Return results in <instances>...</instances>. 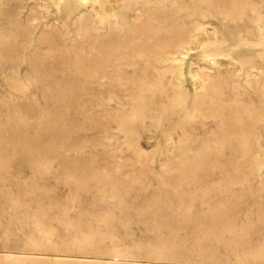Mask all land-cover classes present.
<instances>
[{
	"label": "rangeland",
	"instance_id": "obj_1",
	"mask_svg": "<svg viewBox=\"0 0 264 264\" xmlns=\"http://www.w3.org/2000/svg\"><path fill=\"white\" fill-rule=\"evenodd\" d=\"M56 1L57 0H54V1L53 0H44V4L46 5V7L44 9V13L47 14V19H49L48 22H50V23L56 22L61 29H63L64 24H68V26L66 28L68 31L66 33H63L62 36L64 38L65 43L68 46L66 48V51H65V55H67L65 58L68 57L67 59H69V60H67L68 62L66 61L65 58L62 60L63 61L62 62L63 68L61 66H59V65H61L60 59H58V57L56 55H50L48 53L47 49L45 48V45L38 41V39H37V35L39 34L38 29H34L29 43L22 48L14 46L12 43H10L9 38L7 37V46L9 47L8 51L10 53V56L7 59L4 58V60L0 61V123H1L0 126H2V128H5L7 126V122L11 121L13 123V126L17 125L19 128H21L22 134L24 137L23 138L24 142H30L31 147L33 148V150H32L33 152L30 155L29 160H27L25 162H21L19 156H11V155L3 156V162L5 161L4 164H5L6 172H4L3 174L0 173V219L2 220V221L0 220V264H110V263L102 261L101 256L112 255L114 247H120L125 252V255H124L125 257L123 256L124 258H122V257L118 258L116 256H114V258H109L110 260L116 262L115 264H144L143 263L144 259L150 258L152 256L150 254L142 252L143 251L142 248L147 247L148 245H151V246L153 245V242H151V241L154 240V238L152 237L153 236L152 234L154 233V231H151V230H154V228H153L154 224L162 222V223H165L168 225V224H172L176 221V219H173V218H168V219H163V220L159 219L157 216L158 211L154 210L153 208L154 207L155 208L156 207L161 208V205H159V203H155V204H154V202L152 203V201H153L152 198L156 199L155 196H157L159 198V200L166 198V192H169V190L171 189L170 182L173 181L172 176H174V174L168 170V166L174 165L172 167H176L178 165V162H177L178 158L177 157H179V155L182 154L183 152H186V150L188 148L190 149V152H191L189 154H192L195 156V154L206 150V147H204V145L201 146L203 143H207V142L211 143V141L207 138V136L209 135L210 131L213 129V127H212L213 122L209 121L210 119H201V117L199 116V113H198V110L196 107V103H195V99H194V93L192 92L194 89V86L191 83L192 82V80H190L191 77H190L189 73L187 72L188 71L187 68H189V64H190L191 59L199 56L201 49H200V47L195 48L194 43H191V46L193 49L191 48L188 51V53L185 55L184 59L182 60V63H183L182 64V72L184 73L183 74V81H184V85H185L184 94H182V96H178L176 93L177 89H174L175 87H173V85H171L172 81L173 82L176 81L175 79L171 78L172 72L167 73V71H169L171 67H169L167 65L163 66L164 64L162 62H159L157 59H155L153 56H150V55H148L146 57L149 60H147L145 58L146 61L142 60V61L137 62V61H132L130 59H126V60L123 59L125 61L122 62V67L120 66V68L122 70L121 71L122 77H120L121 75H117V74H115V75L109 74L107 67H106L105 74L100 73V74L96 75L97 78L94 76V78H92V79H91V77H93V76H91L90 80H88L87 77L82 72H79V73L78 72H75V73L72 72V70H73V62H72L73 54H74L75 50L81 51L83 56H85V53H86V56H85L86 58L85 57L83 58V62L84 61L85 62L84 63L82 62V64H84V66H86L91 61L92 51L96 53V51H98L99 49L97 50V49L91 47V45L88 42H86L87 40L84 36L77 34L75 32V29H73L71 26H69L71 24L68 21L64 12L62 15L57 14V12L55 11ZM65 1L66 0H62V1L60 0V2H59V4L63 3V7H62L63 9H65V5H66ZM160 1H162V0H130L129 6H127V7L121 6V9H122L121 15H126V14L130 13V7L133 5H138V6L143 7V5H145V3H147V2L154 3V5H158L160 3ZM165 1L169 3L173 0H171V1L165 0ZM174 1H178V2L183 3V4H185V3L186 4H188V3L195 4L196 3V0H174ZM53 2H54V4H53ZM112 2L115 3V5L118 4L117 0L116 1L111 0V3ZM78 4H79L78 1H76L74 3V5H78ZM204 7H205V5H202V4L200 5V11L203 12L202 16L200 14L198 15V13H196V12L188 14V13H186V11L182 10V11H178L175 13V14H178V16L175 15L174 19L181 20L182 22L185 20L183 23L186 26L191 25L194 21H196L198 19V20H200V22H203L201 24L205 25L209 31H211L210 29L212 27H213L212 29L215 28L214 31H215V34L217 35V37H220V36L225 37L226 43L227 44L231 43V37H230V33H229V20L220 18V16L218 14H216L212 11L208 12L206 9H204ZM45 11H47V12H45ZM186 22L188 23V25ZM206 24L207 25L211 24V25L207 26ZM70 27H71V29H70ZM101 30L104 31L105 29H101ZM71 38H74V46L73 47L70 45L71 44ZM2 48H3V51L5 52L6 51L5 48L4 47H2ZM69 49H71L70 53L68 51ZM16 52H19V54H20L18 56V58L13 57V55ZM65 62H67V65ZM41 63H42V65H40ZM53 63H54V66L52 65ZM140 63H142V64H140ZM35 64L38 65L39 71L36 70V72H35V69H34ZM138 64H140V65L138 66ZM147 64H148V66H147ZM52 66L54 67V69ZM194 66L196 67L197 64L195 63ZM55 67H56V69H55ZM59 67L61 70L57 71V68H59ZM123 67L126 71L123 69ZM150 67L153 69L156 68L157 70H160L161 74L157 75V77L144 75V72ZM164 67H166L167 69L169 68V70H167ZM134 68L137 69V71H139V72H137ZM67 69H71V71L67 70ZM55 70L57 72H54ZM123 70L125 72L128 71L127 76ZM161 70L162 71L164 70L163 74H162ZM135 72H137L138 75ZM72 73L74 74V76ZM71 75L73 76V78H71L72 77ZM75 75H76V77H75ZM68 76H71V77H68ZM108 76L110 77V79L108 78ZM140 76L145 77L146 78L145 80H147V81L140 80V78H142ZM83 77H86L87 81H85L86 79ZM158 77H161V78H158ZM69 78L73 79V82H74V83H72L73 85L75 84V82L77 84L79 82V85L75 84L76 87L79 86L80 88H84V87H86V88L91 87V88L82 89L83 90L82 92H81V90H76L77 92L75 90H73L74 92L73 91L68 92V93H66V95L61 96L62 94H64L63 92H59L62 90L61 85H63V83L66 84L67 79L69 80ZM111 78H113V79H111ZM134 78H135V80H134ZM137 78H139V79H137ZM169 78H170L171 82L168 83V81H170ZM77 79H79V80H77ZM153 79L156 80L157 82L156 81L154 82ZM159 79H160V81H159ZM148 80H150V81H148ZM69 82H72V80L71 81L69 80ZM160 82H162V84ZM93 84H94V86H93ZM163 84L165 86L164 89H162ZM141 85H142V88H141ZM111 86L117 88L118 90L117 91L116 90H114V91L105 90V87H111ZM124 86H125V88H124ZM92 88L94 89V91H93L94 93H92V90H93ZM96 88H98V89H96ZM121 88H123V89H121ZM128 88L130 91L127 90ZM140 88H141V90H140ZM155 88H157L158 90H156ZM185 88H187L188 90ZM103 89H104V92H103ZM84 90H85V92H84ZM90 90H91V92H90ZM153 90H154V92H153ZM95 91H97V93ZM80 93L81 94L83 93V94L80 95ZM102 93H103V95H102ZM104 93L106 94V96H104ZM154 93H156V94L154 95ZM42 94H44L45 96ZM108 95H114L115 98H112L111 96H108ZM70 96H72V97H70ZM83 96H84V98H83ZM87 96H90L89 99L87 98ZM91 96H93V97H91ZM117 96H121V98H119ZM81 98H83V99L81 100ZM85 99H87V101H85ZM122 99H123V101H122ZM114 100L116 103L114 102ZM83 101H84V103H82ZM93 101H95V102H93ZM71 102H72V104H71ZM88 102H90V103H88ZM46 104H47V106H46ZM48 105H51V107ZM55 105H57V106H55ZM86 105H88V109L86 108L87 107ZM89 105H90V107H89ZM103 105H105V106H103ZM193 106H194V108H193ZM100 107H101V110H100L101 112H99V110H97V109H100ZM102 108H104V109H102ZM125 108H126V110H125ZM86 109L88 111H86ZM128 109H130V111ZM42 110H45L47 112L46 113V115L48 117L47 118L48 120L46 122L47 124L44 123V121H43L44 114H41ZM91 110L93 112H91ZM53 111L55 114L52 113ZM136 111L138 113H136ZM139 111H141V112H139ZM89 113H91L92 115ZM110 113L113 115H110ZM93 114L96 115V117L94 116V119H96V120L98 119L97 121H100V118H101L100 122L102 124L98 122L100 125L98 124L99 126H97V127L94 124V122L92 125L93 119H90V118H93L92 117ZM108 114L110 116H108ZM86 115H87V117H86ZM61 116L63 117L62 119L60 118ZM97 117H99V118H97ZM105 117H108V119H106ZM8 118H9V120H8ZM110 118H111V120H110ZM112 118H113V120H112ZM52 119H55V120H52ZM85 119H86V121H85ZM61 120H63V121H61ZM51 121H53V122H51ZM87 121H89V122H87ZM54 122H56V123H54ZM60 122H62V124ZM86 122H87V124H86ZM90 122H91V124H88ZM105 122L107 125L105 124ZM124 122H125V124H123ZM103 123H104V125H103ZM108 124H109V126H108ZM211 124H212V126H211ZM44 125L46 128L44 127ZM87 125H90V126H87ZM63 126H65V127H63ZM68 126L70 128H68ZM84 126H86V127H84ZM100 126H102L103 130H102V128H100ZM129 126H132V127L129 128ZM204 126H206V128H205L206 130L205 129L202 130L204 128ZM58 128H60V129H58ZM97 128H98V130H97ZM133 128H135V129H133ZM64 129H65V131H64ZM60 132H62V133H60ZM1 133H2V135H4L5 131L3 130ZM29 134L30 135L37 134L39 137H37V138L26 137ZM52 134H53V136H52ZM46 135H47V137H46ZM60 135L63 138H60ZM135 135H136V137H135ZM58 136H59V138H58ZM64 136H65V138H64ZM133 136H134V138H133ZM41 137H42V139L45 138L44 141L41 140ZM30 138H32V139H30ZM63 139L66 141H63ZM130 139H131V141H130ZM3 140H4L3 138L0 139V141H3ZM51 141L52 142H55V141L59 142L60 141L59 142L60 144L65 143L64 147L66 149L69 148L68 152H67V150H65L66 152H63V154H65V155L62 154V157L57 161H56V159L51 158L49 155H48V157H47V155H45L44 156L45 159L43 160L45 163L43 162V164H42L43 166L40 165V167L39 166L34 167L33 160L35 159V155L33 153H35V152H37V153L43 152L44 153V149H43L44 145L46 143H51ZM69 142H71V143H69ZM68 144L71 146L69 147ZM139 146H140V148H139ZM221 150H222V153L227 151L224 153L225 155L221 156V158H226L227 157L226 154L228 153V148L225 147ZM70 153H73L72 154L73 158L74 157H76V158L73 159ZM145 153H147V154H145ZM126 155H128V156H126ZM113 156L115 158H113ZM68 157H69V159H68ZM188 157H189V159L193 158V156H188ZM64 159L65 160L68 159L66 161V163H63V162H65ZM95 160H96V162H95ZM78 161H79V163H78ZM108 161H109V164L107 163ZM113 161H118L121 163L123 162L122 163L123 166L120 168L119 171L115 172L116 174L114 176L116 177V179L118 178L117 181L119 180V181L123 182V180H124V182L127 183L126 189L130 192H128L127 190L122 191L121 193H119V196L113 197L110 201H107L106 198H104V196H105V193H109V191H107L108 187H107L106 191L103 190L105 192H104V194H102L103 198H101V194L99 192H101V190H102V187L100 184L103 182L101 181L99 176H96V175H99V172L103 167L110 168V165H112ZM138 161H140V162H138ZM57 162H58V164H57ZM144 164H145V166H144ZM92 165H96L97 167H94ZM98 165H99V167H98ZM140 165H142L144 167H142ZM83 166L85 168H83ZM126 166L130 170L125 169V168H127ZM88 167L90 168V170L88 169ZM133 167L137 168V169L139 168V169L137 170V169H134ZM34 168H36V169H34ZM98 168H100V169L97 171ZM92 169H93V171H95V170L96 171L93 173ZM65 170H67V171H65ZM74 170H76V171H74ZM82 170H84V171L81 173ZM87 170L89 171V176L92 175L91 179H89L90 177L87 176L88 175ZM71 171H73V173H71L72 175H70ZM62 172L63 173L65 172L63 175H67V177L62 176L61 175ZM66 172H68V173H66ZM90 172H92V174ZM232 172H234V171L231 169L227 171V173L231 174V175L229 174L230 177L233 175L231 178L234 177V173H235V172L234 173H232ZM134 173H136V174L134 175ZM73 174H74V176H78V177L75 178L73 176ZM218 174L219 173H217V171H211V170L203 171L202 175H204V176L201 177V181L198 183L199 187H201V185L203 187H205L212 180H213V182L216 181L218 178L217 176H219ZM82 175L85 177H83ZM2 176H5V177L1 178ZM68 176H73L74 180H73V178H68ZM79 176H80L81 180H79ZM95 176L100 181H98V179H96ZM83 178L89 179L91 181L87 180L88 182L86 183L85 182L86 179L83 180ZM239 178L241 179L239 182L231 181L227 185V189H229L231 193L235 194L238 197L244 196V198L250 199L248 208L241 206L237 210L238 220L243 224H247V225L251 226L256 231H258V233L261 234V232L264 231V229H262L261 223L255 220V210H256L257 206H259V207L264 206V191L256 190L254 188V186H256V184H257V178L256 177H253L250 174H246L244 172L243 173L241 172V175L239 176ZM170 179H172V180H170ZM92 180H93V182H92ZM165 180L167 182V185H166ZM83 181L85 183H81ZM77 182L79 185L77 184ZM129 182H130V185L132 184L131 186L128 185ZM206 182H208V183H206ZM213 182L210 183V184H213V185H211L212 189L210 191L205 190V191H203L204 193H202V194L200 193L201 195H199L197 197L198 199L196 201V204L194 202V203H191L189 205L188 212L193 214L197 211H201V210L204 211L214 198L219 197L223 194V192L221 191L223 186L218 184V183H213ZM13 183L15 184V186L13 185ZM83 184H85V186ZM92 184H94V185H92ZM159 184H160V186H159ZM198 184L196 183V185H198ZM17 185L19 188L17 187ZM90 185H91V187H88ZM152 185H153V187H152ZM168 185H170V187ZM196 185H193V184L191 185V183H189V182L187 184L181 183L179 186V190L181 189L180 191H181L182 195L181 194H180L181 196L180 195H178V196L173 195L172 196V198L174 197L173 201L176 200V197H179L180 201L178 202L177 205L180 207H183L185 205V203L189 199L192 198L191 193H192V190L194 189V187ZM85 187H87V188H85ZM184 187H186V188H184ZM20 188L23 189V191L20 190ZM104 188L105 187H103V189ZM157 188H159V189H157ZM163 188H167L168 190H164ZM183 188L185 190L188 189V191L186 190V192H184ZM28 189H29V192H28ZM86 189L89 192L85 191ZM94 189L96 190V192L94 191ZM189 189H191V190H189ZM17 190L19 192H17ZM157 190H159V192ZM42 191H43V193H42ZM93 191H94V193H92ZM189 191H191V192H189ZM38 193L40 196L37 195ZM131 193H132V195L130 196ZM156 193H157V195H156ZM163 193H164L165 197H164ZM26 194L28 195L27 197H26ZM16 195H18V196H16ZM91 195H93V196H91ZM95 195L100 196V197H96ZM135 195H137L136 198H135ZM151 195H152V197H151ZM161 195H162V197H161ZM24 196H25V198H24ZM129 196L132 198L130 199ZM19 197L21 200L19 199ZM52 197H54V198L52 199ZM167 197L169 198L170 195L168 194ZM17 198H18V201L20 200L19 203L17 201ZM32 198H33V200H32ZM137 199H138L139 203L136 202ZM142 199H144V200H142ZM22 200H24V201H22ZM34 200H36V201H34ZM58 200L61 201V203L58 202ZM3 201H4V203H3ZM104 202H105V204H104ZM17 203L21 206H16ZM63 203H64V205H61ZM107 203H109V204H107ZM148 203H149V205H148ZM151 203H152V205H151ZM28 204H29V206H28ZM95 204H97V205L99 204V206H97ZM133 204H135L136 206ZM138 204H140V205H138ZM39 206H41V207H39ZM63 206H65V207L68 206L67 208H69V206H71V207L69 209H67ZM164 206L165 207L162 208L163 210L161 209L165 213L164 215L169 214L171 211L169 212V209H167L168 205L167 206L164 205ZM132 207H134V209ZM26 208H27V210H26ZM59 208H60V210H59ZM99 208H102V209L99 210ZM135 208L139 209V211L136 210ZM144 208H145V210H144ZM61 209H64V210H61ZM95 209H97V210H95ZM166 209H167V211H166ZM23 210H25V211L23 212ZM28 211H29V213L31 212L30 215H29ZM40 211H43L42 216L40 214ZM117 211H118V213H117ZM129 211H131V213H128ZM125 212H127V213H125ZM65 213L67 214V216ZM61 214H64L67 218H69L68 220L70 221L71 224L77 226V228H75L76 233L78 232L79 236H82L81 238H83L81 240V242L79 241V243H81L80 245H81L82 249L78 248V247L76 248L75 245H73L71 243L70 237H72L75 230L73 227H70L66 230V228L60 223V220H59V217L61 216ZM99 214H101V215H99ZM146 214H147V216H146ZM130 215H132L133 217ZM55 216H57V217H55ZM69 216H71V218ZM122 216H123V218H122ZM150 216H151V218H150ZM100 217L104 220H102ZM142 217H144V219ZM56 218H58V219H56ZM127 218H128V220H127ZM153 218L154 219L156 218V219L154 220ZM32 219L33 220L36 219V220L33 221ZM136 219H138V220H136ZM140 219H142V221ZM149 219L151 220L148 222L150 224L147 223V221ZM158 219H159V221H158ZM38 220H39V225H40V223H43L44 224L43 228L47 227L46 229H48L52 232L53 236L50 237V240L47 239L44 234H42L41 227L38 225ZM125 220L127 223L125 222ZM191 222H193V221H191ZM146 223L148 226L146 225ZM88 225H90V227ZM23 227H24V229H23ZM156 227H155V229H156ZM21 228L23 229L22 231H20ZM144 228H145V230L146 229L147 230L145 231ZM166 229L167 228H165V230ZM25 230H26V232H25ZM168 230H169V227H168ZM187 230H189V229H187ZM194 232H195V229H194ZM262 233H264V232H262ZM9 234H10V236H9ZM119 234L121 236L123 234L124 237L122 236L120 238ZM6 235H7V237H6ZM28 236L29 237L31 236V238H29ZM144 236H146V237H144ZM259 237L264 239V234H261V236H259ZM21 239H22V242H21ZM121 239H123V240H121ZM129 239L133 242H131ZM144 239H145V241H144ZM124 240H126L128 243ZM138 240H140L141 243ZM112 241H113V243H112ZM129 243H130V245H129ZM132 243H134V245H132ZM113 244H115V245H113ZM118 244H120V245H118ZM223 246H224L223 244L220 245L219 250L217 251V256L220 259V263H214V264H244L242 259H240L239 257H234V256H231L230 254H227V252L223 249ZM152 248H153V246H152ZM129 251H131V252H129ZM55 252L72 253V254L60 256V255H55ZM78 253H84V254H87L89 256L88 257H80L79 255H77ZM186 253L188 254L187 257H189L190 260H194L197 262H205L201 258H199L198 256H195L194 253L192 252V250L189 248L186 249ZM134 257H136V259ZM115 258L116 259L118 258V259L116 260ZM123 260H125V261H123ZM207 263L208 262L206 261L205 264H207ZM208 264H210V262ZM252 264H254V263H252ZM257 264H264V260H262L261 263H257Z\"/></svg>",
	"mask_w": 264,
	"mask_h": 264
},
{
	"label": "bare ground",
	"instance_id": "obj_2",
	"mask_svg": "<svg viewBox=\"0 0 264 264\" xmlns=\"http://www.w3.org/2000/svg\"><path fill=\"white\" fill-rule=\"evenodd\" d=\"M76 1H78V3H79L78 5H74V3ZM113 1H116V0H113ZM59 2H60V0H57L56 4H55V11L57 12V14L62 15L64 12L68 21L71 24L69 26H71L73 29H75V32L77 34L84 36L87 40V41L86 40L85 41L88 42L91 45V47H93L97 50L99 49L98 51H96V53L92 51L91 61L88 64L87 63L89 61L88 60L86 62L88 65L85 64L86 66H84V64H82L83 58L86 56V53H85V56H83L81 51L75 50V52L73 54V60H72L73 70H72V72H74V73L75 72H78V73L82 72L87 77L88 80H90L91 76H93V77H91V79H92V78H94V76L97 78L96 75H98L100 73L105 74L106 67H107L109 74L121 75L122 70H121L120 66L122 67L123 61H125L126 59H130L132 61H137V62L142 61V60L146 61V59H147L146 57L148 55H150V56H153L155 59H157L159 62H162L164 64L163 66L167 65V66L171 67L170 70H169V68L168 69L166 68L167 66L164 68L169 70V71H167V73L172 72L171 78L175 79L176 81L171 82V80L169 78L170 81H168V83L171 82L172 83L171 85H173V87H175L174 89H177V92H176L177 95L182 96V94H184V87H185L184 81H183V74L184 73L182 72V64H183L182 60L184 59V57L188 53V51L192 48L191 43H194L195 48L200 47V49H201L199 56L192 58V59L190 58L191 61L189 64V68H187V70H188L187 72L189 73V75L191 77L190 80H192L191 83L194 86V89L192 92L194 93V99H195V103H196V107H197L199 116L201 117V119H210L209 121L213 122V126L211 124L213 129L210 131L209 135L207 136V138L211 141V143H209V142L203 143L201 146L204 145V147H206V150L195 154V156L192 154H189L191 152H190V149L188 148L186 150V152H183L182 154L179 155V157H177L178 158V161H177L178 165L176 167H172L174 165L171 166L170 165L171 163L169 164L170 166H168V170L174 174V176H172L173 181L170 182L171 189L169 190V192H166V198L159 200V198L157 196H155L156 199L152 198V200H153L152 203L153 202H154V204L159 203V205H161V208L160 207L159 208H157V207L153 208L154 210L158 211L157 216L159 219L163 220V219L173 218V219H176V221L174 223L168 224V225L165 223H162V222H159V223L155 222L156 224H154V226H153L154 230H151V231H154V233L152 234L153 236L151 235L154 238V240H152V241L150 240L151 242H153V245H152L153 248L151 245H148L147 247L142 248L143 249L142 252H145V253L150 254L152 256L150 258L144 259L143 263L144 264H205L206 261L208 263L210 262V264L220 263V259L217 256V251L219 250V246L222 244L224 245L223 249L227 252V254H230L231 256H234V257H239L240 259H242L244 264L261 263L262 260H264V239H262L259 236H261V234H264V233H262L264 231H262L260 234V233H258V231H256L251 226H249L247 224H243L238 220L237 210L241 206L248 208L250 199H246V198H244V196L238 197L235 194L231 193L230 190L227 189V185L231 181L239 182L241 180L239 178V176L241 175V172L242 173L244 172L246 174H250L253 177L257 178V184H256V186H254V188L256 190L264 191V0H196L195 4H190V3L183 4V3H180V2L174 1V0L168 3L165 0H162V1H160V3L158 5H154V3H150V2L145 3V5H143V7L138 6V5H133L130 7V13H128L126 15H121V12H122L121 6H125V7L129 6L130 0H117L118 4H116V5L113 2L111 3V0H66L65 1V3H66L65 9L62 8L63 3L59 4ZM53 4H54V2H53ZM201 4L205 5L204 9H206L208 12L212 11V12L218 14L220 16V18L229 20V33H230V37H231V43L227 44L225 37H222V36L217 37V35L215 34V31H214L215 28L212 29L213 27L211 26L212 27L210 29L211 31H209L205 25L201 24L203 22H200V20H198V19L196 21H194L189 26H186L183 23L185 20L182 22L181 20L174 19L175 15L178 16V14H175V13L178 11H182V10L186 11V13H188V14L196 12V13H198V15L200 14L202 16L203 12L200 11V5ZM45 7H46V5L44 4V0H0V61L4 60V58L7 59L10 56V53L8 51L9 47L7 46V37L9 38L10 43H12L14 46L22 48L29 43L34 29H38V31H39V34L37 35L38 41L45 45V48L47 49V51L50 55H56L58 57V59H60L61 65H59V64L58 65L62 67V65H63L62 60L67 56V55H65V51H66V48L68 47L64 41L62 34L66 33L68 31L66 29L68 24H64L63 29H61L56 22L55 23L48 22L49 19H47V14L44 13ZM45 12H47V11H45ZM187 25H188V23H187ZM208 25H211V24H208ZM71 27H70V29H71ZM101 29H105V30L102 31ZM70 45L72 47L74 46V38H71V44ZM2 47L5 48V50H6L5 52L3 51ZM70 50L71 49L68 50L69 53H70ZM19 55H20L19 52H16L13 55V57L18 58ZM67 58H65L66 61L69 60ZM123 59H125V60H123ZM147 60H149V59H147ZM67 62H65L66 65H67ZM195 63L197 64L196 67L194 66ZM140 64H142V63H140ZM140 64H138V66ZM40 65H42V63ZM52 65L54 66V63ZM147 66H148V64H147ZM34 69H35V72H36V70L39 71L38 65L35 64ZM53 69H54V67H53ZM55 69H56V67H55ZM71 69H67V70L71 71ZM123 69H124V67H123ZM58 70H61L60 67L57 68V71ZM135 70L137 71V69H135ZM57 71L55 70L54 72H57ZM163 71H162V74H163ZM137 72H139V71H137ZM137 72H135V73L138 75ZM125 73L127 76L128 71ZM159 74H161L160 70H157L156 68L153 69L151 67L148 68L144 72V75L156 76V77ZM76 75H75V77H76ZM71 76H68V77H71ZM73 76H74V74H73ZM73 76L71 78H73ZM86 77H83V78L86 79ZM120 77H122V75ZM140 77H142V78H140ZM140 77H139L140 80L146 79L143 76H140ZM71 78H69V80L70 81L72 80V82H69V80L67 79L66 84L63 83V85H61L62 90L59 92L64 93L61 96L66 95V93L72 92L73 90H75V91L81 90V92H82L83 91L82 89L86 88V87L80 88L79 86L76 87V85H79V82H78V84L75 82L76 85L74 84L75 85L74 86L72 84V83H74L73 79H71ZM108 78L110 79L109 76H108ZM135 78H134V80H135ZM139 78H137V79H139ZM158 78H161V77H158ZM87 79L85 81H87ZM111 79H113V78H111ZM77 80H79V79H77ZM145 81H147V80H145ZM148 81H150V80H148ZM155 81L156 80H154V82ZM159 81H160V79H159ZM160 83L162 84V82H160ZM93 86H94V84H93ZM164 87L165 86L163 84L162 89H164ZM88 88H91V87H88ZM88 88H86V89H88ZM124 88H125V86H124ZM141 88H142V85H141ZM141 88H140V90H141ZM96 89H98V88H96ZM121 89H123V88H121ZM155 89L158 90L157 88H155ZM185 89H187V88H185ZM105 90H110V91L116 90L117 91L118 89L111 86V87H105ZM127 90H129V88ZM93 91H94V89L92 90V93H94ZM84 92H85V90H84ZM90 92H91V90H90ZM95 92L97 93V91H95ZM103 92H104V89H103ZM153 92H154V90H153ZM105 93H104V96H106ZM82 94L80 93V95H82ZM155 94L156 93H154V95ZM42 95H44V94H42ZM102 95H103V93H102ZM84 96H83V98H84ZM108 96L115 98L114 95H108ZM70 97H72V96H70ZM89 97L90 96H87L88 99H89ZM91 97H93V96H91ZM117 97L121 98V96H117ZM83 98H81V100ZM85 101H87V99H85ZM122 101H123V99H122ZM93 102H95V101H93ZM114 102H115V100H114ZM82 103H84V101ZM88 103H90V102H88ZM71 104H72V102H71ZM90 105H89V107H90ZM46 106H47V104H46ZM48 106L51 107V105H48ZM55 106H57V105H55ZM86 106H87L86 108L88 109V105H86ZM103 106H105V105H103ZM101 107H100V109H97V110H99V112H101L100 111ZM104 108H102V109H104ZM193 108H194V106H193ZM87 109H86V111H88ZM125 110H126V108H125ZM128 110L130 111V109H128ZM91 112H93V111L91 110ZM139 112H141V111H139ZM46 113L47 112L45 110L41 111V114H44V119H43L44 123H46L48 120ZM52 113H54V111ZM136 113H138V112L136 111ZM89 114H91V113H89ZM95 114H93V116H92L93 118H90V117L89 118L93 119L92 125L94 122V124L97 127L100 125L99 123H101L100 122L101 118H100V121H97L98 119L97 120L94 119V116L96 117V115H97V114L96 115ZM110 115H113V114L110 113ZM110 115L108 114V116H110ZM86 117H87V115H86ZM60 118L62 119L63 117L61 116ZM97 118H99V117H97ZM105 118L108 119V117H105ZM8 120H9V118H8ZM52 120H55V119H52ZM63 120H61V121H63ZM110 120H111V118H110ZM112 120H113V118H112ZM85 121H86V119H85ZM51 122H53V121H51ZM87 122H89V121H87ZM87 122H86V124H87ZM54 123H56V122H54ZM60 123L62 124V122H60ZM88 124H91V122ZM105 124H106V122H105ZM123 124H125V122ZM103 125H104V123H103ZM87 126H90V125H87ZM108 126H109V124H108ZM44 127H45V125H44ZM63 127H65V126H63ZM84 127H86V126H84ZM130 127H132V126H129V128ZM68 128H70V127L68 126ZM98 128H97V130H98ZM100 128H102V126H100ZM205 128H206V126H204V128L202 130H204ZM58 129H60V128H58ZM65 129H64V131H65ZM133 129H135V128H133ZM3 130L5 131L4 135H2V133H1ZM102 130H103V128H102ZM60 133H62V132H60ZM61 135H60V138H63L62 137L63 135L62 136ZM52 136H53V134H52ZM26 137L37 138L39 136L37 134H33V135L29 134ZM46 137H47V135H46ZM135 137H136V135H135ZM1 138L4 139L3 141H0V173L3 174L4 172H6L5 164H4L5 161L3 162V156H5V155L19 156L20 161L25 162V161L29 160L30 155L33 152L32 151L33 148L31 147L30 142H24V139H23L24 137H23L21 128H19L17 125L13 126V123L11 121L7 122V126L5 128H2V126H0V139ZM32 138H30V139H32ZM58 138H59V136H58ZM64 138H65V136H64ZM133 138H134V136H133ZM44 139H42V137H41L42 141H44ZM56 141L55 142L51 141V143H46L44 145V148H43L44 153L43 152L33 153L35 155V159L33 160L34 167L35 166L40 167V165L43 164V162H44L43 160L45 159L44 158L45 155H47V157L49 155L51 158L56 159V161H57L62 157L63 152H66L65 150H67V152H68L69 148L66 149L64 147L65 143L60 144L59 143L60 141L59 142H56ZM63 141H66V140L63 139ZM130 141H131V139H130ZM69 143H71V142H69ZM70 146L71 145H69V147ZM225 147L228 148V153L226 154L227 157L221 158V156L225 155L224 153L227 152V151H225L224 153H222L221 149H223ZM139 148H140V146H139ZM70 154L72 156L73 153H70ZM145 154H147V153H145ZM63 155H65V154H63ZM126 156H128V155H126ZM188 156H193V158L189 159ZM72 158H73V156H72ZM74 158H76V157H74ZM113 158H115V157L113 156ZM68 159H69V157H68ZM67 160H65V162H63V163H66ZM95 162H96V160H95ZM138 162H140V161H138ZM78 163H79V161H78ZM107 163L109 164V161ZM122 163L118 162V161H113L112 165H110V168L103 167L100 170L99 175H96V176H99V178L103 182L101 184L99 183L102 187L101 192H99L101 194V198H103L102 194H104V192L106 191V189L108 187L107 191H109V193H105V196H104V198H106L107 201H110L113 197L119 196V193H121L122 191L127 190L126 189L127 183L124 182V180H123V182H121L119 180L117 181L118 178L116 179V177L114 176L116 174L115 172L119 171L120 168L123 166ZM57 164H58V162H57ZM92 166L97 167L96 165H92ZM140 166H142V165H140ZM144 166H145V164H144ZM144 166H142V167H144ZM98 167H99V165H98ZM83 168H85V167L83 166ZM34 169H36V168H34ZM88 169L90 170L89 167H88ZM93 169H92V172L94 173L96 170L93 171ZM99 169L100 168H98L97 171ZM125 169H128V167ZM134 169H137V168H134ZM230 169L235 172V173L232 172V173H234L233 178H231L233 175L230 177L231 174L227 173V171ZM76 170H74V171H76ZM128 170H130V169H128ZM206 170L217 171V173H219L218 174L219 176H217L218 177L217 180L215 179L216 177L214 178L216 181L213 182V180L212 181L210 179L209 180L213 183H218V184L222 185L223 188L221 189V191L223 192V194L219 197L214 198L204 211L201 210V211H197V212L192 214V213L188 212L189 205L191 203H194V202L196 204V201L198 199L197 197L199 195H201L202 193H204L203 191H205V190L210 191L212 189L211 185H213V184H210L211 182L208 185H206L205 187H203L202 185H201V187H199V184H198L201 181V177L204 176V175H202L203 171H206ZM65 171H67V170H65ZM83 171L84 170H82L81 173ZM68 172H66V173H68ZM87 172H88L87 176H89V171L87 170ZM92 172H90V173L92 174ZM64 173L62 172L61 175L67 177V175H63ZM71 173H73V171L70 172V175H72ZM135 174L136 173H134V175ZM73 176H74V174H73ZM73 176H68V178H73ZM91 176H89L90 177L89 179H91ZM96 176H95V178L98 179ZM4 177L5 176H2L1 178H4ZM74 177L77 178L78 176H74ZM83 177H85V176H83ZM85 179L86 178H83V180H85ZM89 179H86L85 182L87 183L88 182L87 180H89ZM73 180H74V178H73ZM79 180H81L80 176H79ZM170 180H172V179H170ZM89 181H91V180H89ZM98 181H100V180L98 179ZM85 182L83 181L81 183H85ZM92 182H93V180H92ZM165 182H166V180H165ZM188 182L191 183V185L192 184L196 185V183L198 185H196L194 187V189L192 190V193H191L192 198L187 201L188 203L186 202L183 207H180L177 205L178 202L180 201L179 197H176V200L173 201L174 197L172 198V196L173 195H175V196L180 195L181 194V191H180L181 189L179 190L180 184L181 183L187 184ZM206 183H208V182H206ZM77 184H78V182H77ZM13 185L15 186L14 183H13ZM83 185L85 186V184H83ZM92 185H94V184H92ZM128 185H130V182L128 183ZM166 185H167V182H166ZM159 186H160V184H159ZM168 186L170 187V185H168ZM17 187H18V185H17ZM88 187H91V185ZM103 187H105V188L103 189ZM152 187H153V185H152ZM21 188H20V190L23 191V189H21ZM85 188H87V187H85ZM159 188H157V189H159ZM184 188H186V187H184ZM163 189L168 190L167 188H163ZM103 190H105V191H103ZM186 190L188 191V189H186ZM186 190L184 189L183 191L186 192ZM189 190H191V189H189ZM85 191H87V189ZM94 191L96 192L95 189H94ZM94 191L92 193H94ZM157 191L159 192V190H157ZM17 192H19V191L17 190ZM28 192H29V189H28ZM87 192H89V191H87ZM128 192H130V191H128ZM189 192H191V191H189ZM42 193H43V191H42ZM132 193L130 194V196L132 195ZM164 193H163V195H164ZM168 194L170 195L169 198L167 197ZM37 195H39V193ZM152 195H151V197H152ZM156 195H157V193H156ZM16 196H18V195H16ZM27 196L28 195L26 194V197ZM91 196H93V195H91ZM130 196H129V198L131 199L132 197H130ZM136 196L137 195H135V198H136ZM96 197H100V196H96ZM161 197H162V195H161ZM164 197H165V195H164ZM24 198H25V196H24ZM53 198L54 197H52V199ZM19 199H20V197H19ZM138 199L136 202H138ZM32 200H33V198H32ZM142 200H144V199H142ZM17 201H18V198H17ZM19 201H18V203H19ZM22 201H24V200H22ZM34 201H36V200H34ZM58 202L61 203V201H59V200H58ZM3 203H4V201H3ZM18 203L16 206H21ZM152 203H151V205H152ZM99 204L98 205L95 204V205L99 206ZM104 204H105V202H104ZM107 204H109V203H107ZM61 205H64V203ZM133 205H135V204H133ZM138 205H140V204H138ZM148 205H149V203H148ZM164 205H166V206L168 205L167 209H169V212L171 211L169 214L164 215L165 213L162 211L163 210L162 208L165 207ZM28 206H29V204H28ZM39 207H41V206H39ZM63 207H65V206H63ZM67 207L68 206H66L65 208H67ZM70 207L71 206H69V208ZM69 208H67V209H69ZM132 208L134 209V207H132ZM97 209H95V210H97ZM100 209H102V208H99V210ZM135 209L139 211V209H137V208H135ZM167 209H166V211H167ZM26 210H27V208H26ZM59 210H60V208H59ZM61 210H64V209H61ZM144 210H145V208H144ZM24 211L25 210H23V212ZM28 213H29V211H28ZM30 213H29V215H30ZM117 213H118V211H117ZM125 213H127V212H125ZM128 213H131V211H129ZM40 214L42 216L43 211H40ZM99 215H101V214H99ZM66 216H67V214H66ZM66 216L64 214H61V216L59 217L60 223L66 228V230L70 227H73L75 230V228H77V226L71 224L70 221L68 220L69 218H67ZM130 216H132V215H130ZM146 216H147V214H146ZM55 217H57V216H55ZM69 217L71 218V216H69ZM122 218H123V216H122ZM142 218L144 219V217H142ZM150 218H151V216H150ZM56 219H58V218H56ZM159 219H158V221H159ZM35 220H33V221H35ZM102 220H104V219H102ZM127 220H128V218H127ZM136 220H138V219H136ZM140 220L142 221V219H140ZM255 220L260 222L262 225V229H264V206H262V207L257 206L256 207ZM149 221H151V220L149 219L147 221V223ZM191 221H193V222H191ZM125 222H126V220H125ZM147 223H146V225H147ZM148 224H150V223H148ZM38 225H39V220H38ZM39 226L41 227L42 234H44L46 236V238L50 240V237L53 236L52 232L50 230L46 229L47 227L43 228V226H44L43 223H40ZM88 226L90 227V225H88ZM24 227H23V229H24ZM155 227H156V229H155ZM168 227H169V230H168ZM145 228H144V230H145ZM165 228H167V229L165 230ZM23 229L21 228L20 231H22ZM187 229H189V230H187ZM194 229H195V232H194ZM25 232H26V230H25ZM10 234H9V236H10ZM122 236H123V234H122ZM122 236L120 235V238ZM6 237H7V235H6ZM81 237L82 236H79L78 232L76 233V230L74 231V234L72 235V237H70L71 243L73 245H75L76 248L78 247V248L82 249V247L80 245L81 243H79V241L81 242V240L83 239ZM144 237H146V236H144ZM29 238H31V236ZM123 239H121V240H123ZM124 241H126V240H124ZM138 241L140 242V240H138ZM144 241H145V239H144ZM21 242H22V239H21ZM131 242H133V241H131ZM112 243H113V241H112ZM113 245H115V244H113ZM118 245H120V244H118ZM129 245H130V243H129ZM132 245H134V243H132ZM188 248L192 250V252L194 253L195 256H198L199 258H201L205 262H197L194 260H190V258L187 257L188 254L186 253V249H188ZM129 252H131V251H129ZM71 254L72 253L55 252V255H60V256L61 255L62 256L63 255L64 256L65 255H71ZM77 255H79L80 257H88L89 256V255L84 254V253H78ZM124 255H125V252L122 248L114 247L112 255H103V256H101V259L104 262H107L110 264H115L116 262L110 260L109 258H114V256H116L118 258H121V257L124 258L125 257ZM134 258L136 259V257H134ZM125 260H123V261H125Z\"/></svg>",
	"mask_w": 264,
	"mask_h": 264
}]
</instances>
